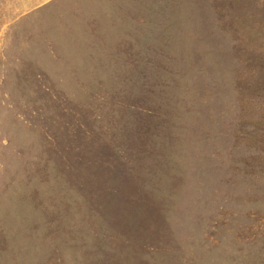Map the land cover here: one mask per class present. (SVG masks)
<instances>
[{"label":"rangeland","instance_id":"1","mask_svg":"<svg viewBox=\"0 0 264 264\" xmlns=\"http://www.w3.org/2000/svg\"><path fill=\"white\" fill-rule=\"evenodd\" d=\"M0 264H264V0H0Z\"/></svg>","mask_w":264,"mask_h":264}]
</instances>
